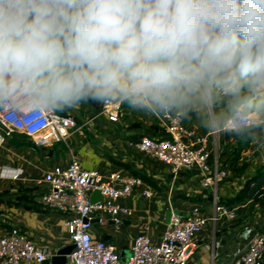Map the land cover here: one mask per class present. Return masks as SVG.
<instances>
[{
	"label": "crops",
	"instance_id": "obj_1",
	"mask_svg": "<svg viewBox=\"0 0 264 264\" xmlns=\"http://www.w3.org/2000/svg\"><path fill=\"white\" fill-rule=\"evenodd\" d=\"M36 1V18L28 17V23L38 43L41 28L49 31L50 48L45 43H39L43 49L34 54L23 39H16L18 25L7 20L4 23L7 36L17 41L15 56L24 69L37 79L50 107L73 116L82 113L86 118L81 123L83 128L71 131L66 138L53 139L47 145H40L35 138L19 131L6 134L0 128L3 133L0 141V237L12 227H17L35 245L49 248L51 255L70 243L65 226L68 214L47 207L38 198L45 188L39 181L55 165L68 166L72 153H77L85 168L104 175L112 171L125 176L138 175L151 187L152 195L149 197L144 194L145 187L141 186L119 200L133 209L131 215L123 217L119 228L109 223L112 220L109 213L101 214L102 219H96L91 225L90 231L94 238L106 240L121 254L131 252L135 236L141 233L149 235L154 243L160 242L172 218L167 221L169 211L189 215L197 209L198 214L210 218L213 214L211 194L201 186L196 169L182 171L173 178L169 165L143 152L136 145L143 135L159 136L151 106L163 102H171L182 109L186 125L206 137L208 147L221 157V166L228 168L229 177L218 188L221 199L233 196L245 180L264 165V160L260 162L253 155L255 150H242L236 166L244 168L233 170V153L237 142L232 140L227 144L224 117L229 116L236 107H244V103L238 105L241 99L252 100L263 94L264 85L261 76L256 81L251 80L253 70L243 71L235 64V51L232 48L228 52L219 48L211 49L204 59L206 68L202 75H198L194 69L185 82H157L162 72L178 64H170L163 54L151 52L150 41L157 35L156 32L151 26L146 27L132 0H122L131 31L126 35L119 34V38L134 56L140 77L132 79L120 69H115L108 81H93L89 88L100 95L101 108L98 109L78 92V88H83L70 67L71 50L61 44L63 30L60 20L64 21L62 10L65 5L61 0H54L55 7L48 9L42 3L43 0ZM63 1L69 5L74 2ZM142 2L146 10L150 9V0ZM196 7L204 9L202 6ZM209 7L220 8H206ZM52 16H57L59 20ZM178 30V25H175L169 31L173 42L180 40V34H176ZM230 63L240 75V88L237 93L222 97L217 89L226 83ZM131 80L136 87L145 85V92H138L125 100L119 121L109 120L103 113L104 98L124 96L126 85ZM4 83V69L0 65V96L4 93ZM250 115L255 121L260 118L257 112ZM213 129L217 132L212 135ZM47 136L55 135L48 132ZM5 166L12 170L4 169ZM13 173L19 174L17 179L11 177ZM225 204L236 210L237 217L231 219L221 216L217 221L209 220L194 236L196 246L189 264H228L244 251L253 234L264 232V196ZM20 264L44 263L23 261Z\"/></svg>",
	"mask_w": 264,
	"mask_h": 264
},
{
	"label": "built area",
	"instance_id": "obj_2",
	"mask_svg": "<svg viewBox=\"0 0 264 264\" xmlns=\"http://www.w3.org/2000/svg\"><path fill=\"white\" fill-rule=\"evenodd\" d=\"M74 7L82 22L90 24V6L95 0H73ZM150 9V26L156 36L150 41V50L169 48L173 41L169 31L183 19L187 25L186 38L190 47L197 54L195 36L192 32L185 7V0H154ZM27 0H0V43L6 48L8 57L0 59L4 69V93L0 96V120L9 129L10 134L19 131L35 138L40 145H47L53 139L66 138L71 131L83 127L79 120L70 114L50 107L47 97L37 79L29 74L15 56L17 41L9 39L4 23L11 20L16 25L28 20ZM199 61V59H198ZM54 62V59H51ZM195 64L192 60H184L181 65L169 68L156 79L157 82L189 80ZM240 75L230 63L226 83L217 89L222 97H229L239 91ZM146 86L136 87L131 80L126 85L125 95L118 98L106 97L103 100V113L109 120L117 122L121 119L125 100L138 92H145ZM159 136L144 135L137 141L139 149L158 158L171 167L173 178L182 171L198 170L200 184L210 189L213 214L210 218L194 213L183 215L174 213L171 221L158 243L150 236L141 233L135 236L131 252L122 256L112 245L102 238H94L90 228L93 219L101 220L103 213L112 215L114 225L119 228L125 215H131L133 209L119 200L132 194L137 187H145L144 194L152 195L150 185L141 176L112 171L104 175L97 170L85 168L77 153L71 154L68 166L55 165L48 170L39 184L45 188L39 195V201L51 209L68 214L65 226L69 233V241L74 248L68 256L70 264H189L195 250L194 236L201 231L209 220L217 221L226 216L237 217V212L221 201L218 195L219 185L229 177L228 168L222 167L219 155L214 153L206 143V137L200 136L196 130L186 125L181 108L171 102H163L159 106H151ZM255 120L238 106L225 122V129H237L250 125ZM53 132L55 136H47ZM213 129L211 134H216ZM3 133L0 131V141ZM4 169L12 170L5 166ZM18 173L11 177L17 179ZM100 190L102 200L92 202L91 194ZM69 243V244H70ZM264 255V232L255 233L246 244L244 251L228 264H259ZM51 256L47 247L37 246L19 228L12 227L0 237V263L20 264L21 262L43 263Z\"/></svg>",
	"mask_w": 264,
	"mask_h": 264
},
{
	"label": "trees",
	"instance_id": "obj_3",
	"mask_svg": "<svg viewBox=\"0 0 264 264\" xmlns=\"http://www.w3.org/2000/svg\"><path fill=\"white\" fill-rule=\"evenodd\" d=\"M27 1L29 5V0ZM132 2L145 21L146 27L149 28L150 18L146 14L142 0H132ZM61 3L66 5L63 0ZM153 3L154 0H150V6ZM194 3L202 7L220 6L216 15L194 14L193 20L202 24V29L195 39V48L201 62L209 55L211 49L219 48L223 52H228L232 48L236 52L242 47L241 63L234 57L235 64L243 71L253 70L257 77L262 76L264 74V54H259L258 51L264 48V0H194ZM54 7V0L46 1V8L53 9ZM89 9L92 22L90 24L83 22L78 29L80 38L89 52L78 53L76 51L71 34L62 20H60L63 30L61 44L67 50H71L69 54L70 67L73 76L80 81V87L83 88V90L78 88V92L100 109V95L96 90L89 88L93 81L98 80L101 83L108 81L111 72L115 69H120L132 79L139 78L140 73L137 71V62L134 56L120 42L119 34L126 35L131 31L122 1L95 0ZM79 18L82 20L80 16ZM247 27H251L249 36L240 39V33ZM41 29L39 43H45L47 48H50L48 44L49 31L44 27ZM148 36H151L150 32ZM234 38H236L235 43L231 41ZM173 48L184 53L183 48H179L175 43H172L169 48L156 50L154 53L160 55L163 54L162 51H165L167 52L165 54H169ZM182 53L180 57H182ZM8 55L6 48L0 43V59L6 58ZM181 64L178 63V65ZM241 103H244L246 113L257 112L260 118L250 125L226 130L227 144H230L232 140L237 142L233 153L234 171L244 168V166H236L242 150H251L259 145L264 147V92L252 100L241 99L238 105ZM228 117H224L225 121ZM14 133L15 131L12 132V134ZM219 162L221 163V157H219ZM262 196H264V165L259 166L233 196L221 199V201L238 203L247 199L256 200ZM259 264H264V255Z\"/></svg>",
	"mask_w": 264,
	"mask_h": 264
},
{
	"label": "rangeland",
	"instance_id": "obj_4",
	"mask_svg": "<svg viewBox=\"0 0 264 264\" xmlns=\"http://www.w3.org/2000/svg\"><path fill=\"white\" fill-rule=\"evenodd\" d=\"M43 1H42V3L44 5H46V1L47 0H43ZM37 3L38 2L36 0H29V5H28L29 8H30V11H28V13H29L28 14V17L29 18H32V19L33 18H36L34 16V12H35ZM122 3H123V1H122ZM67 5H69V4L66 3L65 6H67ZM185 7H186L187 16L189 18L188 21H189V23L191 25L192 32H193V34L195 36V39H197V35L200 33V31L202 29V24L201 23L198 24L196 21L193 20L194 14L195 13H198V14H207V15L212 16V15H216L217 14L219 8H216V7L206 8L208 6L204 7V9L203 8H197L196 5H195V3H194V0H185ZM52 17L55 20H59V18L57 16H52ZM62 17H63V15H62ZM186 26L187 25L184 24L183 19H179L178 28L180 29V31L178 30L176 34H180V40H176V41L173 42V43L177 44L179 46V48H183L182 50L184 51V53L178 51L177 48H175V49L173 48V50L170 51L169 54H165V53H167L165 51H162V52H163V54H165L164 56L167 57L166 61H169L170 64L183 63L184 60L187 61V60H190L191 59L192 60V63L195 64L194 69L197 72V74L198 75L199 74L202 75V73H205V68L206 67L203 65L204 64V61L201 62L198 52L196 54L195 51H194V49L192 47H190L189 44H188V41H187V38H186V29H187ZM250 32H251V27H247L244 31H242L240 33L239 38L242 39L244 37L249 36ZM32 36H33L34 40L36 42H38V38H36V36L33 34V31H32ZM231 41L233 43H235L236 38L232 39ZM247 43H246V45H247ZM162 50H164V49H162ZM181 53H182V57H180V54ZM258 53L259 54H264V48L260 49L258 51ZM241 54H242V47H240L235 52V56H234L237 59V61H239V63H241V60H240ZM198 59H199V61H198ZM171 68H173V67H171ZM263 77H264V74L261 76V78H263ZM257 79H259V78L252 72V74H251V80L252 81H256ZM176 81H179V80H176ZM262 84H263V82H262ZM124 106H125V104H124ZM124 106H123V108H124ZM150 112L152 113L151 110H150ZM75 117L79 120V124H81L82 121L86 118L82 113H76ZM83 127H84V125H83ZM251 150H255L254 153H253V155H255L256 157H258L259 160H260V162H263V160H264V147L262 145H259V146H256V147L252 148ZM206 190L207 191H210V194H212V192H211L210 189H206ZM68 264H70V262H68Z\"/></svg>",
	"mask_w": 264,
	"mask_h": 264
},
{
	"label": "water",
	"instance_id": "obj_5",
	"mask_svg": "<svg viewBox=\"0 0 264 264\" xmlns=\"http://www.w3.org/2000/svg\"><path fill=\"white\" fill-rule=\"evenodd\" d=\"M146 14L150 17L153 15L152 9H147ZM62 15L64 18V23L66 27L68 28L73 45L78 53L83 52H89V49L85 46L84 42L80 38L79 34V26L82 25V20L78 17L76 10L73 6L67 5L62 10ZM16 39H23L25 44L28 46V48L34 53L37 54L38 51L42 50L43 47L39 45L38 42H36L32 36V28L28 23V20L23 21L21 24L18 25L17 32L15 34ZM0 128L4 131H9V129L3 124V122L0 120ZM198 171V170H197ZM90 199L92 202L102 200L103 196L100 190L94 191ZM174 213H179L178 211H175ZM173 212L169 211L167 213V221L170 220ZM96 220L93 219V222ZM109 223L114 224L113 220H109ZM74 248V244H66L64 247H62L60 250H58L55 254L51 255L48 259H46L43 263L44 264H67L68 262V256L72 252ZM128 254L126 252L122 253V256L126 257Z\"/></svg>",
	"mask_w": 264,
	"mask_h": 264
},
{
	"label": "bare ground",
	"instance_id": "obj_6",
	"mask_svg": "<svg viewBox=\"0 0 264 264\" xmlns=\"http://www.w3.org/2000/svg\"><path fill=\"white\" fill-rule=\"evenodd\" d=\"M262 82H263V85H264V77L262 78Z\"/></svg>",
	"mask_w": 264,
	"mask_h": 264
}]
</instances>
